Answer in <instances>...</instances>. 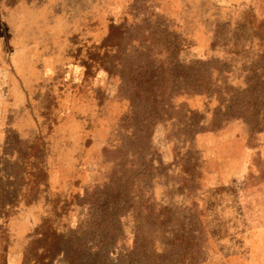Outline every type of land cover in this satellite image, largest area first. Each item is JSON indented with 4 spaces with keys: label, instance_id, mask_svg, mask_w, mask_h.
<instances>
[{
    "label": "rangeland",
    "instance_id": "1",
    "mask_svg": "<svg viewBox=\"0 0 264 264\" xmlns=\"http://www.w3.org/2000/svg\"><path fill=\"white\" fill-rule=\"evenodd\" d=\"M143 40L170 119L139 136ZM172 57L209 84L169 107ZM127 214L168 262L264 264V0H0V264H92L109 231L114 260Z\"/></svg>",
    "mask_w": 264,
    "mask_h": 264
},
{
    "label": "trees",
    "instance_id": "2",
    "mask_svg": "<svg viewBox=\"0 0 264 264\" xmlns=\"http://www.w3.org/2000/svg\"><path fill=\"white\" fill-rule=\"evenodd\" d=\"M161 27V26H160ZM164 29L167 31L166 25H164ZM165 30L164 33H167ZM170 35H175L177 36L176 33L170 32ZM174 36V42L170 46L171 49L177 50L178 49V44L180 46L182 45L183 47H187V50L191 48V42L189 41L188 38H182L180 39V42L176 39ZM173 37V36H172ZM178 37V36H177ZM148 40H143L140 41L138 45V51H135V53L132 56H129L126 60L125 63V70L123 73L120 75L121 77V84L126 86H129L131 84V80H137L138 85L135 87V95L133 97H130L132 109L137 110L140 108L138 112V117H137V123L135 125L134 133L136 135L142 136L144 133L147 134L149 131L157 125L159 122H164L167 119L170 118H165L164 116L161 115L159 111V96L158 92L160 90L159 88V75L158 72L160 68L157 66V59L159 57L154 56L153 53L150 51V49L146 48ZM147 51L145 54L144 52ZM185 51V50H184ZM159 56V55H158ZM177 59V58H176ZM170 61V59H167ZM172 65L174 66L173 69H171V77L172 83H171V91L169 93V101H170V106L173 107V100L176 99L178 96L181 95H193V93H199L202 95L203 92H206L205 89H202L203 85L209 84L208 81L200 80L195 81V83H190L194 82L191 81V75H189L186 79V83L180 87L178 86L179 84V79H177V72L175 70V67H177L178 62H176L175 57L171 58ZM179 61V60H178ZM186 61V60H183ZM192 62V61H191ZM195 63H189L188 65H194ZM171 65V64H170ZM171 65V67H172ZM162 71V70H161ZM134 73V78H131ZM253 90L257 92V89H253L250 85L245 87L242 92L246 95H251V98L254 97L255 99L257 98H262L258 94H254ZM130 92V91H129ZM208 101L204 103V109H203V116L202 120L204 122H208L207 119V114L210 110L209 108V103L211 101V98L213 96L212 92H208ZM263 94V92H262ZM187 99V98H186ZM142 101V102H141ZM141 102L139 106L136 107V104ZM184 104L187 103V100L183 102ZM248 107L242 106V110H246ZM228 109V108H227ZM237 111L234 113L236 118H246L247 113L246 111ZM232 111L234 109H231ZM197 128V127H196ZM128 203V201L126 200ZM129 217V220H131L133 224V229H132V236L131 239H129V235L124 236L125 240L123 244L121 245L122 249L118 254L117 257L112 260L111 259V254L112 250L114 248V243L113 239L117 238L114 236L115 231H109V234L106 235L107 237V242H109L110 245L104 246L103 248H95L93 249L94 253L96 255L92 258V264H185L184 262L178 263V262H168L166 261V256L164 252H159L156 243L153 238V231L152 229H148L146 231V227H148V223L142 221H137V220H132L130 219V215H126ZM114 220H116V224L119 223L120 217H114ZM166 223V220H163V224ZM135 224V225H134ZM117 232V231H116ZM114 239V241H115ZM113 243V244H111Z\"/></svg>",
    "mask_w": 264,
    "mask_h": 264
}]
</instances>
